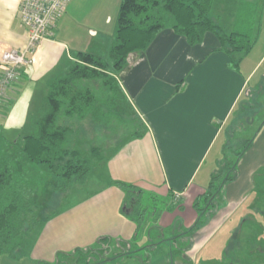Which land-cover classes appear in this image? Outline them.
Returning a JSON list of instances; mask_svg holds the SVG:
<instances>
[{
	"label": "crops",
	"instance_id": "1",
	"mask_svg": "<svg viewBox=\"0 0 264 264\" xmlns=\"http://www.w3.org/2000/svg\"><path fill=\"white\" fill-rule=\"evenodd\" d=\"M20 1L0 0V57L4 50H22L27 43L18 17ZM119 3H68L54 36L39 45L33 62L20 69L7 92L0 109L2 140L3 121L18 116L12 113L14 103L25 92L36 99L28 123L29 134H33L44 113L50 82L63 76L79 53L107 57ZM246 56L232 67L214 33L207 32L201 43L190 45L170 29L158 33L144 50L131 54L121 71L109 74L113 92L102 109L110 118L105 124L110 132L117 131L122 115L130 119L129 135L125 133L119 143H108L106 147L112 150L104 152L89 174L84 185L92 178L96 183L92 187L99 186L96 192L47 218L28 256L26 250L18 260L2 255L0 264H61L76 249L97 248L98 243L107 242L105 252L115 256L106 262L118 260L119 264H153V259L157 264H264V217L260 218L264 189H255V179L264 180V112L258 113L263 104L252 113L254 118L260 115L258 129L235 160L232 179L222 185L213 180L228 162L223 151L229 127L244 115L240 106L245 105L247 88L250 83L256 88L262 79L252 82L263 56L255 62ZM121 184L140 191L135 218L125 211L126 192ZM219 185L220 191L209 198ZM76 188L53 192L50 184L48 193L58 198ZM145 196L160 199L152 205L153 218L146 223L149 206ZM243 207L248 209L246 215L234 219ZM217 240L221 248L213 250L210 245ZM121 251L130 254L116 257Z\"/></svg>",
	"mask_w": 264,
	"mask_h": 264
},
{
	"label": "trees",
	"instance_id": "2",
	"mask_svg": "<svg viewBox=\"0 0 264 264\" xmlns=\"http://www.w3.org/2000/svg\"><path fill=\"white\" fill-rule=\"evenodd\" d=\"M228 1L230 0H120L115 33L107 57L79 53L76 56L77 61L68 71L48 85L44 95V113L36 122L35 133L22 135L15 141V146L24 158L47 166L54 178L51 183L53 192L82 187L101 161L97 158L101 151L96 148L85 154L65 148L70 129L57 122L62 114L84 116L90 112L92 96L88 92H75L77 82L103 76L111 86L109 74L121 71L131 54L147 48L157 34L166 29L182 36L190 45L201 43L207 32L214 33L220 48L230 56L232 67H237L243 56L252 49L253 42L248 34L228 31L212 18L215 2L223 5ZM69 92H72L71 95ZM68 94L70 97L66 101ZM251 141H248L242 152L236 154V159L243 154ZM13 163L10 156L0 159V257L7 255L18 260L24 257L25 238L35 227L36 218L32 216V211L40 203L33 199L31 192L35 188L24 180L27 178L17 175L18 168ZM231 164L227 162L225 167L228 165L230 167L227 168L233 171L234 164ZM219 175L220 173L213 177L214 182ZM232 177V173L228 172L221 185ZM121 185L126 192L125 211L134 217L139 211L136 205L140 204V191L128 184ZM221 185L208 197L212 198L220 191ZM98 244L100 247L97 248L76 249L68 255L69 259L75 257V264L103 263L106 261L103 257L104 251L109 249L110 243ZM128 254L129 251H121L116 257Z\"/></svg>",
	"mask_w": 264,
	"mask_h": 264
},
{
	"label": "rangeland",
	"instance_id": "3",
	"mask_svg": "<svg viewBox=\"0 0 264 264\" xmlns=\"http://www.w3.org/2000/svg\"><path fill=\"white\" fill-rule=\"evenodd\" d=\"M211 16L216 23H219L228 31L235 30L244 34H248L250 41H252L253 44L255 43V45L247 55L249 57L247 61L255 62V60L260 59L263 56L261 61L262 65L260 64L256 69V76L253 78L252 82H255L261 76L262 79L260 83L257 84L256 88H254L252 83H250L249 87L247 88V96H245L246 98L244 100L245 105L240 106L242 107V113H244V115H242L236 124H233L229 127V136L226 143L227 147L223 151V156L226 154L228 162L232 163L231 165H233L236 160V154L238 152H242L245 145H247L249 140H252L256 130L258 129V120L260 119V115L257 114L254 118L252 113L257 110L256 107H261L262 104L263 107L258 113L264 112V0H230L227 3H223V5L215 2ZM237 56L238 55L236 54V57ZM106 80L107 78L101 76L77 82V88L75 92H81L83 94L88 92L92 96L90 112L84 116H67L62 114L63 116L59 117L57 121L60 126L68 127L70 129L69 133L67 134L65 148L68 150H77L81 154L88 153L90 150L96 148L101 151L97 154V158L101 160L105 151L112 150V148L109 149L106 147L108 143L112 144L115 141L116 143H119V141L123 139V136H125L126 130L131 127V122H129L131 120L124 118V115H122L123 119H120L119 121L117 120V131L110 132L108 126L105 125L108 123L110 118L108 115H103L104 110L102 109L104 106H107V103L109 102V94L113 92V89L108 83H106ZM71 93L72 92H69L70 95ZM69 94L67 96L68 98H66V101L70 97ZM30 96L31 95H29L28 92H25L20 100H18L17 103H14L15 107H13L12 113L18 114L17 117L13 115V117L8 116V122L6 119L3 121L4 127L2 129V135L5 137L4 139H9L10 143L4 139L2 140L0 137V159L4 156H10L12 158V161L15 163L13 164L16 168H18L17 175L27 178L24 180H27V182L32 185V188L36 189L32 190L31 192L33 193V199L36 200L37 203H40L39 207L34 208V211H32V216L36 218L35 227L25 238L26 256H28L31 247L33 246L34 239L41 230L42 226L45 224L47 218H51L53 215H58L61 213V211L66 210L67 208L82 202L88 197L93 196V194L96 192V187H99L97 185L92 187L93 183H96L93 182L94 180L91 178L89 185H83L78 189H70L68 192L63 193L62 195L60 194L58 198H54V196L51 194L49 195V187L54 178L49 173L47 166L44 164L28 161L19 152L17 146L12 144L20 136L30 133L28 123L30 122V117H32V111L34 112L35 110L36 103V99H30ZM248 98L250 100H248ZM81 102L83 103V101ZM4 110L5 109H3V111ZM238 112L236 113V116L239 115ZM114 120L115 119L112 121ZM134 131L135 129L132 127L131 133ZM127 134L129 135V133H126V135ZM227 167L230 166L227 165L224 167L223 171L218 176L217 182L221 183L220 180L226 178L228 176V172H232ZM255 181V189L257 188L263 190L264 188L262 187L264 180L259 181V179H255ZM261 194H263V192H261ZM144 198L148 201L147 205L149 206V213H146V219L143 221L146 223L148 220L153 218V216H151L152 205L158 204L160 199L156 197L158 199L157 200L155 197L152 198L151 196H145ZM260 203H264L263 196L260 199ZM244 209L245 208L243 207L240 214L233 218L237 220L241 219L242 214L246 215L248 209H245V212H243ZM261 214L262 216H260V218L262 219L264 217V204L263 208L261 207ZM155 221L156 218L152 220L151 226L155 223ZM222 234H224L223 231H221V235ZM218 243L219 240L212 242L210 248L217 250L219 248L217 245ZM248 251L249 250L247 249L246 253ZM114 256L115 254L104 251L103 257L106 258V260ZM145 257L146 254L145 256L142 255V258ZM69 258L62 260L61 263L75 264V257L71 259ZM24 261L26 260L23 259L21 263H25ZM117 261L118 260H114L112 262L105 261L103 264H119V261ZM38 262L39 264H45L44 262ZM251 262L252 261H250L249 264H251ZM153 264H157L156 259H153Z\"/></svg>",
	"mask_w": 264,
	"mask_h": 264
},
{
	"label": "built area",
	"instance_id": "4",
	"mask_svg": "<svg viewBox=\"0 0 264 264\" xmlns=\"http://www.w3.org/2000/svg\"><path fill=\"white\" fill-rule=\"evenodd\" d=\"M71 0H21L18 17L27 32V43L22 50L6 49L1 53L0 64V109L7 98V92L15 83L22 67L33 62V55L39 45L51 39L58 20L64 14ZM177 195L175 196L176 199Z\"/></svg>",
	"mask_w": 264,
	"mask_h": 264
}]
</instances>
